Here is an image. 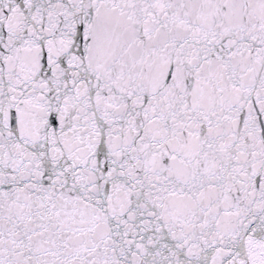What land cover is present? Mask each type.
<instances>
[{
	"label": "snow or ice",
	"instance_id": "6c2138e0",
	"mask_svg": "<svg viewBox=\"0 0 264 264\" xmlns=\"http://www.w3.org/2000/svg\"><path fill=\"white\" fill-rule=\"evenodd\" d=\"M0 264H264V0H0Z\"/></svg>",
	"mask_w": 264,
	"mask_h": 264
}]
</instances>
